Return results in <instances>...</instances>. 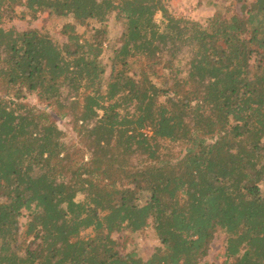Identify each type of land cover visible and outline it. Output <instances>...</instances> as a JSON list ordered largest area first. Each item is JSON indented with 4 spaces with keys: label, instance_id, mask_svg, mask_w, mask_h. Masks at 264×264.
<instances>
[{
    "label": "trees",
    "instance_id": "1",
    "mask_svg": "<svg viewBox=\"0 0 264 264\" xmlns=\"http://www.w3.org/2000/svg\"><path fill=\"white\" fill-rule=\"evenodd\" d=\"M231 2L203 25L163 0H0V264H208L217 234L222 264H264V0ZM18 7L73 18L65 42L3 28ZM150 226V258L127 252Z\"/></svg>",
    "mask_w": 264,
    "mask_h": 264
},
{
    "label": "rangeland",
    "instance_id": "2",
    "mask_svg": "<svg viewBox=\"0 0 264 264\" xmlns=\"http://www.w3.org/2000/svg\"><path fill=\"white\" fill-rule=\"evenodd\" d=\"M232 0H163L166 7L170 11L171 15L176 18H186L191 21L199 22L203 25H206L208 20L214 15L216 10L215 6L212 4H217L222 8H226L227 6L232 5V10L234 12L240 13L241 4L233 3ZM23 8H16L15 14H8L7 19L1 25L3 28L10 30L14 28L16 31H26L28 29H37L44 33H47L52 36L55 42L58 44H63L65 42V37L62 35L63 26L68 22H73V18H56L50 17L48 13H41L38 15L37 19L32 20L30 16H27L26 19H20L19 16L22 13ZM156 21L158 24H161L163 21L162 15L159 13L156 16ZM109 30L108 41L104 44V49L106 52L104 53L101 62L105 67L106 74L104 76V83L108 82L112 71V56L113 51L116 50L120 45V38L122 36L123 27L120 23H118L114 17H111L105 25ZM101 27L97 21H90V31H94ZM78 33L81 35H86V37L90 34L87 31L86 27L78 26ZM26 103L29 105H38L37 97L33 95H28L25 98ZM60 128L65 130L68 134V141L70 143L79 144V140L76 134L73 131V124L71 119H65L59 122ZM145 133L151 132L150 130H145ZM88 157V156H87ZM85 158L87 161L88 158ZM84 196H79L78 200H83ZM93 235L92 230H87L82 233L83 238H88ZM128 233L118 234L115 233L112 235L113 239L118 240L120 243L126 240ZM132 243L129 242L127 245V252L132 250V244L138 249L141 257L144 260L150 258L155 248L159 246V240L156 236L155 230L152 226L146 228L140 233H137L132 236ZM224 253V235L217 234L213 243L211 244V249L208 257V264H222L224 258L222 257Z\"/></svg>",
    "mask_w": 264,
    "mask_h": 264
},
{
    "label": "built area",
    "instance_id": "3",
    "mask_svg": "<svg viewBox=\"0 0 264 264\" xmlns=\"http://www.w3.org/2000/svg\"><path fill=\"white\" fill-rule=\"evenodd\" d=\"M145 133V132H144ZM146 134H149V135H151V132H149V133H146Z\"/></svg>",
    "mask_w": 264,
    "mask_h": 264
}]
</instances>
